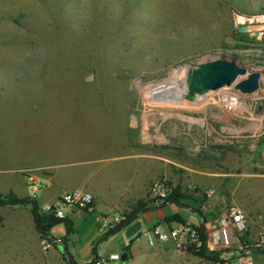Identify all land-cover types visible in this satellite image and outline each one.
I'll list each match as a JSON object with an SVG mask.
<instances>
[{
  "label": "rangeland",
  "instance_id": "374dc122",
  "mask_svg": "<svg viewBox=\"0 0 264 264\" xmlns=\"http://www.w3.org/2000/svg\"><path fill=\"white\" fill-rule=\"evenodd\" d=\"M242 26L251 38L257 31L256 40L240 41ZM217 54L264 71V0H0V125L12 123L13 115L12 124L20 123L29 146L49 125L45 142L58 175L92 167L87 158L105 159L106 152L94 146L112 138L124 146L120 153L165 159L168 168L176 162L225 172L228 166L248 164L245 171L255 172L257 162L263 173V147L249 135H224L218 110L163 98L179 86L171 81L176 71ZM157 84L153 92L159 98L150 93ZM5 100L12 110L2 105ZM195 119H205L208 129L195 125ZM15 147L23 149L0 143V154ZM127 164L117 159L103 166ZM61 181L72 186L77 179L63 175ZM153 184L141 200H152ZM138 201L128 202L120 213L132 212ZM210 205L213 213L222 208ZM180 215L195 223L186 212ZM142 224L146 231L148 224ZM253 232L250 245L259 234ZM138 242L134 248L151 250L143 235ZM167 245L174 250L171 264H212L190 248L187 259H178L184 252Z\"/></svg>",
  "mask_w": 264,
  "mask_h": 264
},
{
  "label": "crops",
  "instance_id": "0c3cea01",
  "mask_svg": "<svg viewBox=\"0 0 264 264\" xmlns=\"http://www.w3.org/2000/svg\"><path fill=\"white\" fill-rule=\"evenodd\" d=\"M6 101H3L2 105L6 106L8 111L12 110L8 108L9 101ZM10 119L13 123V115ZM12 123H3V127L0 125V143L7 142L14 146L20 144L23 149L17 150L15 147L11 151L7 150L5 156L0 154V163L5 164V167L0 168V175L3 176H0L1 196L12 195L20 200H37L40 206L56 200L64 192L84 190L94 196L95 213H120L126 209L128 202L143 199L150 186L158 179L167 178L187 196V199H181V205L166 202L156 206L152 203L147 211L138 215L137 221L145 222L148 228L142 231V224V234L133 243L127 240L125 228L107 237V233L98 230L94 214L86 211L67 212L66 220L70 231L65 222L56 225L50 231L52 236L64 238L65 244L48 251L41 248L42 234L37 229L32 204L0 205V264H70L68 261L70 257L77 264H90L95 260L107 262L112 256L124 254L127 248L130 264H171L169 260L175 256L169 245L159 244L158 248H155L156 246L151 247L147 240L151 250L143 253L140 248H134L136 243H139V238L153 228L168 230L183 224L195 226L202 224L208 231H212L218 228L219 214L230 205L239 206L247 215L248 229L243 236L244 242L249 243L252 239L251 230L255 231L253 233L258 232V235L264 234V172L257 171L262 167L257 162L253 166L255 172L245 171L248 164L228 166L225 172L191 169L176 162H170L174 167L168 168L165 159L151 160L149 156L133 155L123 150L120 153L119 148L124 146H120L112 138L108 143H98L94 146L95 150L106 152L105 159L87 158L85 161L90 162L92 167H86L78 173L58 175L53 172L49 159L51 151L45 142L47 135H50L49 125L44 135L40 134L39 138L34 135L29 146L28 140L24 141V133L21 136L20 123ZM7 126L13 128L7 129ZM21 140L23 144L20 143ZM260 153L255 152L257 155ZM117 159H125L129 164L109 169H105L107 165L103 166L104 162L110 163ZM28 171L36 172V178L42 183V189L40 188L36 194L32 193L27 174H24ZM63 175L77 179V182L72 186H65L61 184ZM208 191L215 192L211 200H207ZM31 193L34 195L33 198L30 197ZM208 202L215 206L222 204L220 212L217 209L215 213L211 212L212 206H208ZM181 211L186 212L195 223L184 221L180 217ZM224 250L226 258H233L240 251V246L234 245ZM181 251L184 253L181 257L178 256V259H187L190 256V253H185L188 249ZM256 254L260 258L257 260L258 264H264V254L254 253Z\"/></svg>",
  "mask_w": 264,
  "mask_h": 264
},
{
  "label": "built area",
  "instance_id": "2783aa9c",
  "mask_svg": "<svg viewBox=\"0 0 264 264\" xmlns=\"http://www.w3.org/2000/svg\"><path fill=\"white\" fill-rule=\"evenodd\" d=\"M186 71V69H183ZM260 71V70H259ZM261 72L260 88L257 92L246 95L233 87L216 91L215 96L199 97L193 105L207 110L210 107L218 110L219 119L224 124L221 131L224 135L237 134L239 136L249 135L256 143L264 149V71ZM185 78V76H184ZM182 90V89H181ZM252 98V99H251ZM193 123L201 128L208 129L205 119H195ZM29 187L33 194L41 188V182L36 176L27 175ZM175 186L166 178L158 179L151 188V198L157 205L167 202L175 190ZM215 192L206 193L207 200L213 198ZM211 202L207 205L210 206ZM83 212L95 215V224L99 231L110 233L127 220V214L95 213L94 196L84 190L67 191L62 193L56 200L45 202L39 206V212L44 215H52L60 220L67 219V212ZM248 218L244 210L237 205L228 206L218 216V228L208 231L207 240L202 239L198 228L192 224H183L178 228L161 230L153 228L144 233L151 247L158 244H173L176 249L192 248L200 251L207 246L211 251H222L230 249L234 245L240 246V251L233 258H226L224 253L219 256L215 264H258L253 248H264V234H260L253 245L243 241L247 232ZM65 240L62 237H54L50 233L41 236L40 245L43 251L62 247ZM109 261H121V255L112 256ZM100 260L92 264H109ZM121 264H130L121 263Z\"/></svg>",
  "mask_w": 264,
  "mask_h": 264
},
{
  "label": "water",
  "instance_id": "95a60500",
  "mask_svg": "<svg viewBox=\"0 0 264 264\" xmlns=\"http://www.w3.org/2000/svg\"><path fill=\"white\" fill-rule=\"evenodd\" d=\"M240 41L256 40L247 32V27L239 28ZM185 78L181 82L182 97L187 102H195L199 97L209 93L233 87L243 94L251 95L260 88L261 72L252 69L249 65L241 63L236 57L217 54L211 57L191 62L185 66ZM142 223L137 221L125 227V236L131 243L142 234ZM123 263L129 261L128 254L121 255Z\"/></svg>",
  "mask_w": 264,
  "mask_h": 264
},
{
  "label": "trees",
  "instance_id": "16d2710c",
  "mask_svg": "<svg viewBox=\"0 0 264 264\" xmlns=\"http://www.w3.org/2000/svg\"><path fill=\"white\" fill-rule=\"evenodd\" d=\"M221 149H225L228 152L233 150V148H228V147L227 148L223 147ZM181 199H187V196L181 193V190L176 187L173 194L170 196L167 202H172V203H176L177 205H181V201H180ZM27 203L33 205V212L35 215L36 226H37L38 231L42 234V236L48 235V233H50V231L56 225L63 223V222L67 223V220H60L58 218H55L52 215L41 214L39 212V205L37 204V200H33V199L20 200L12 195L5 196V197L0 195V205H6V204L24 205ZM151 203H154V201H144V200L138 201L137 204L132 207V212L127 214V220L123 222L121 225H119L115 230L108 233L107 237L113 236L117 234L118 232L122 231L126 226H129L135 223L138 219V215L140 213L147 211ZM67 225L70 231L69 224L67 223ZM196 227L198 228L202 239L206 241L207 240V229L205 228V225L201 224V226H196ZM252 250H254L253 253L264 254V248H253ZM189 252L199 259L215 264L219 261V256L226 251L225 250L211 251L207 246H204L200 251H194L192 248H190ZM125 253L130 255L128 248L126 249ZM68 261L70 264H77L71 257L69 258Z\"/></svg>",
  "mask_w": 264,
  "mask_h": 264
},
{
  "label": "bare ground",
  "instance_id": "6f19581e",
  "mask_svg": "<svg viewBox=\"0 0 264 264\" xmlns=\"http://www.w3.org/2000/svg\"><path fill=\"white\" fill-rule=\"evenodd\" d=\"M184 76H185V70L176 71V75L174 76L173 80H171V81L173 82L172 83L173 85H177L178 84L179 86H175V87L173 86L172 89L168 93L164 94L163 98L166 97L167 99H171V100H173L175 102L183 103L184 99L182 97L183 90H181V86H182L181 82H183ZM161 84H163V83H161ZM161 84L155 85L152 88V90L150 91V93L151 94H155L157 96V98H159V94L156 93V92H153V90H154V88L156 86H159Z\"/></svg>",
  "mask_w": 264,
  "mask_h": 264
}]
</instances>
